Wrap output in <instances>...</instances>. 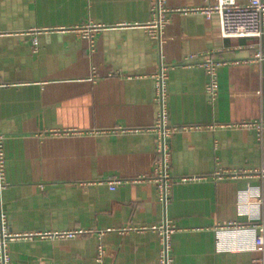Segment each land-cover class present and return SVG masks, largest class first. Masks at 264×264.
<instances>
[{
	"label": "crops",
	"instance_id": "obj_1",
	"mask_svg": "<svg viewBox=\"0 0 264 264\" xmlns=\"http://www.w3.org/2000/svg\"><path fill=\"white\" fill-rule=\"evenodd\" d=\"M218 1L166 0L188 10L168 12L159 47L144 26L151 0H0L9 229L87 230L12 240L10 264H161L159 231L142 227L165 219L176 228L171 264H264L253 243L264 178L252 172L264 169V130L257 140L243 123L264 122V63L248 60L264 50V22L259 38H224L216 11L192 10ZM87 23L103 26L93 44L74 28ZM207 54L230 60L218 66L214 102L199 64ZM161 62L168 122L180 128L169 139L176 180L165 207L150 179Z\"/></svg>",
	"mask_w": 264,
	"mask_h": 264
},
{
	"label": "built area",
	"instance_id": "obj_2",
	"mask_svg": "<svg viewBox=\"0 0 264 264\" xmlns=\"http://www.w3.org/2000/svg\"><path fill=\"white\" fill-rule=\"evenodd\" d=\"M151 18L145 22L144 26L151 40L155 41L160 47L162 42V33L165 26L168 24L169 11L188 10V8L172 9L166 5V0H151ZM201 10L207 16H210L212 11H216L219 15L221 24L220 34L224 38L229 37H255L259 38L262 34V26L264 22V1L263 0H246L245 3H238L235 0H220L216 4L208 7H193L192 10ZM103 26L96 23H87L83 26H76L81 31V36L86 38L93 44L95 32ZM196 56L189 55L184 63L192 61ZM249 61L256 64L264 63V50L256 49L249 57ZM230 61V60H229ZM226 59L217 58L212 54H207L199 62L207 74V81L205 83V90L208 94L209 100L214 102L219 93L218 81V66L229 62ZM167 65L160 64L159 69L154 73L155 75V99L159 105V112L154 123L156 151L158 153L157 161L154 164L153 173L150 179L156 183V194L163 206L167 204L170 197V188L176 180L170 171V142L171 135L179 130L177 126L170 125L168 122V110L166 108V80H167ZM246 126H252L256 130L257 140H261L264 130L263 121H248L243 122ZM3 135L0 133V187L5 185L4 170H5V152L2 147ZM239 170H233L231 175L239 174ZM224 172V171H223ZM254 173L259 174L264 178V169H253ZM220 172H217L219 174ZM182 178L181 180H183ZM264 180V179H263ZM119 180L113 179L109 181L110 188ZM259 232L255 234L253 243L256 247L264 249V223H260ZM152 228L158 230L160 233L161 250L159 255V262L161 264H171V245L170 236L175 231L174 224L168 222L167 219L161 224H153L149 227L143 226L142 229ZM87 232L86 229H63L60 231H46V232H29L16 233L9 229V220L6 216L5 206L0 199V264H10L11 257L8 244L16 239H29V237L41 236L46 237H75L80 233ZM99 254L102 255L105 251L102 244H98ZM99 255V259H101Z\"/></svg>",
	"mask_w": 264,
	"mask_h": 264
}]
</instances>
